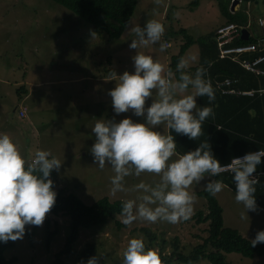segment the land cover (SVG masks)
Wrapping results in <instances>:
<instances>
[{
    "label": "rangeland",
    "instance_id": "obj_1",
    "mask_svg": "<svg viewBox=\"0 0 264 264\" xmlns=\"http://www.w3.org/2000/svg\"><path fill=\"white\" fill-rule=\"evenodd\" d=\"M232 2L229 0H160V3L156 4L153 0H147L144 5L140 0L137 9L142 11L141 27L147 20L155 19L163 24L164 30L182 27L187 29L188 33L200 36L206 30H212L213 27H208L214 23L226 22V17L221 14L220 8ZM166 3L169 8L165 17L172 15L169 21L162 16ZM234 9L240 12L237 14L240 19L244 17L249 19L247 31L251 36L255 35L257 18L264 19V6L236 0ZM171 21H174V24H171ZM129 33L125 31L122 37ZM128 37L133 38L132 34ZM118 40L119 42L109 41L106 34L95 33L91 25L52 0H0V80L9 82L4 87H0V128L4 131L6 127V122L3 121L5 117L2 118L5 113L2 112L10 108L11 104L15 106L16 94L20 95L17 92L19 84L16 85V83L23 79L28 70L35 69L30 79L41 84L30 89L32 93L26 101L29 117L34 120L35 125L33 128L22 130L18 124L12 123L14 128L9 127L4 133L18 145L25 160L31 158L37 149L47 150L51 156L61 160L59 170H53L55 190L71 193L85 204H91L102 196L108 197L111 201L130 199L135 196V193L131 191L112 194L109 182V177L113 175L111 167L107 164L102 169L97 167L89 151L95 139L90 128L97 119H101L98 117L90 120L92 111L98 104L96 101L100 100L99 94L103 93L105 105L102 119L118 121L124 116H129L136 121L143 120V117L133 116L130 110L119 115L113 113L110 97L106 94L117 82L115 76H112L114 73L133 70L131 56L135 54V50L128 47L130 42L123 45L121 38ZM96 41H98L97 44ZM93 44H96V47ZM94 49L102 50L104 54L109 53L112 56L114 66L109 76L107 92H100V85L95 80L87 82L91 87L81 89L78 87L77 93L72 84L53 82L58 75L69 77V72L66 71L73 69L76 62H79L77 72L86 71L90 74V78L93 77V74L98 71L90 68L93 58L91 52ZM176 50L177 48L172 46L167 52L174 54ZM136 51L152 55L153 59L164 67L161 59L164 50H159V44L138 46ZM103 66H107L104 61ZM61 69H65V72ZM23 87L26 89L29 86ZM105 99L109 101L108 104ZM151 99V97L145 99V106L151 103ZM156 130L169 134V129L164 125L157 126ZM209 179L205 177L199 185L190 187L189 191L194 193L195 201L193 213L188 220L176 224L139 221L126 226L120 222V215H114L102 225L80 229L79 237L74 245L75 250L81 249L87 242H93L97 247V256L101 257V264H119L127 240L130 237H142L146 247L154 249L158 254L162 238L166 241L162 254L171 252L175 245V238H177L178 248L184 253L189 252L207 235L205 231L207 224L195 223L192 216L197 210L206 211L205 199L199 197L198 192L205 191L203 184ZM141 180L152 183L158 180V176L151 173H142L139 177L129 176L125 177L124 184L130 189ZM214 196L223 209L224 226L236 229L250 237H254L256 231L264 230V215L258 213V209L246 210L249 219L247 216L241 219L242 206L234 201V193L228 189H222ZM45 219L57 222L58 227V232L53 237L48 250L44 247ZM44 220L41 225L36 226L32 247L23 236L13 241L12 248L5 251L7 258L16 257L14 264H51L54 253L63 247L69 219L64 216L56 217L47 212ZM117 222L122 224L121 227ZM27 226L31 228L33 225ZM140 228L150 229L156 234L152 242ZM224 259L235 264H264V255L248 258L231 252L224 253ZM64 262L73 264L72 255L66 256ZM195 264L210 263L201 259Z\"/></svg>",
    "mask_w": 264,
    "mask_h": 264
},
{
    "label": "clouds",
    "instance_id": "obj_2",
    "mask_svg": "<svg viewBox=\"0 0 264 264\" xmlns=\"http://www.w3.org/2000/svg\"><path fill=\"white\" fill-rule=\"evenodd\" d=\"M159 4L160 0H153ZM126 33L132 37L128 47L135 50L131 56L133 70L114 73L117 82L108 90L113 113L131 111L136 121L124 116L115 119H97L90 128L95 135L90 146L95 165L111 167L109 177L112 194L134 192V198L125 199L120 206V222L176 224L186 221L193 213L194 193L189 189L207 177H217L229 172L234 186V201L242 206L241 219L247 211H256L254 193L257 179L253 173L264 157V150L249 151L230 162L221 164L210 151L208 142H201L194 149L179 153L170 133L186 136L196 141L201 136V124L212 114V107L197 106L195 97H206L211 104L215 99L214 88L206 79V69L195 67L194 56L180 57L175 65L177 78L171 71L154 60L152 55L137 52L138 46L159 44L163 24L147 20L141 27L125 22ZM246 29V28H245ZM151 103L145 106V99ZM164 125L170 130L164 134L156 130ZM61 160L47 150L37 149L26 162L12 138L0 132V243L22 238L26 225L39 226L55 202L56 192L50 172L59 170ZM142 173L158 176L152 183L139 181L130 189L125 187V177H139ZM221 180L209 179L203 184L209 195L221 192ZM248 218V216H247ZM249 219V218H248ZM249 241L251 246L264 243V230L256 231ZM81 264H101V257L93 255ZM119 264H162L158 253L145 245L142 237H130L122 251Z\"/></svg>",
    "mask_w": 264,
    "mask_h": 264
},
{
    "label": "trees",
    "instance_id": "obj_3",
    "mask_svg": "<svg viewBox=\"0 0 264 264\" xmlns=\"http://www.w3.org/2000/svg\"><path fill=\"white\" fill-rule=\"evenodd\" d=\"M57 4L69 9L77 17L93 27L97 34H106L109 41H117L125 31V22L130 23L136 9L138 0H52ZM251 2L264 6V0H239ZM232 2V0H229ZM220 12L226 17L225 23H235L243 28L249 26V19H240L236 10H231L230 5L224 4ZM260 18V17H258ZM257 18V19H258ZM253 23V20H251ZM223 23V24H225ZM221 24V25H223ZM256 34L243 39L241 36L235 38L230 44H254L256 51L246 52L239 56L238 60H252L264 54V42L259 35L261 30L256 23ZM217 29V28H216ZM216 29H212L205 35L192 37L187 30L180 28L183 34V42L179 45L177 52L171 56L167 70L173 73L174 80L177 78L175 65L185 50L194 42L199 48V62L195 67L206 69V79L214 88L215 99L209 104L206 97H197L198 106L212 107V114L201 124V136L196 141L188 139L184 135L169 133L176 141V151L183 153L194 149L201 142H208L211 153L221 164H227L232 157L257 149H264V75L257 74L242 66L238 60L220 58L216 41ZM171 36V35H169ZM109 61V59H108ZM110 63V62H109ZM195 67L188 69L193 71ZM258 69L264 70V60L256 65ZM106 71V69H105ZM108 74L111 70H107ZM230 79L231 83L222 88L233 90V92L221 91L217 83L223 79ZM20 93V88L17 89ZM244 91H252L251 95L242 94ZM26 158V162L30 161ZM259 173V174H258ZM253 174H258L256 192L254 193L255 204L264 209V157ZM54 173L50 172V179L54 188ZM214 179L221 180L223 184L234 186L229 172L220 173ZM209 179V178H208ZM55 190V188H54ZM55 202L48 211L53 216H64L69 219L68 230L64 238L63 247L54 253L51 264H65L64 258L72 255L73 264H81L88 257L97 255V247L93 242H87L84 247L75 250V242L79 237L80 229L99 226L107 222L114 215H120V206L123 199L111 201L106 196L98 198L91 204H85L82 200L71 193L55 190ZM197 194V192H196ZM199 197L205 199L206 211L197 210L192 216L195 223H206V237L192 249L184 253L178 248L177 238L175 245L169 254L164 253L163 245L166 241L161 239L159 257L162 264H195L201 259L210 264H235L224 259V253L235 252L243 257L252 258L264 255V243L258 242L254 247L249 244V239L243 237L238 230L223 226L222 207L213 195L206 191H199ZM53 223V227L51 225ZM121 227V223L117 222ZM44 247L49 249L53 237L58 232L57 222L44 220ZM152 242L156 234L147 228H140ZM36 226L31 228L25 226L24 237L27 238L29 246L32 247ZM13 241L0 243V264H14L16 257L7 258L5 251L12 248Z\"/></svg>",
    "mask_w": 264,
    "mask_h": 264
},
{
    "label": "crops",
    "instance_id": "obj_4",
    "mask_svg": "<svg viewBox=\"0 0 264 264\" xmlns=\"http://www.w3.org/2000/svg\"><path fill=\"white\" fill-rule=\"evenodd\" d=\"M138 2H139V5H140V0H138ZM142 2H143L144 5H146L147 0H142ZM137 6H138V3H137ZM137 6H136V9H137ZM230 7H231V4H230ZM168 8L169 7H168L167 3L164 4L163 11H162V16L163 17H165V15L167 14ZM136 9H135V11L133 13V16H132V19H131V21L129 23L130 25H136V24L140 25L141 21H143L142 20V11H140L138 9L136 11ZM231 10H234V9L231 8ZM171 17H172V15L169 16V17L167 16L165 18H167V20L169 21V18H171ZM260 18H263V17H260ZM223 23H218V24L214 23L213 25H211L209 27L207 25L206 28L207 27L208 28H212L213 27L212 29L214 30V29L218 28ZM171 24H174V21H171ZM180 28H182V27H176V28L172 27L169 30H164V33L162 35V38H161L162 41L161 42H163V43L165 41L169 42V47H165L164 48V55L161 56V59L164 62L163 65H164L165 72L168 71L167 67H168V64L170 62L171 56L174 55L177 52L179 45L183 42V39H184L183 34L178 32L180 30ZM194 30H195V33H196V28H194ZM210 31L211 30H206V32L203 35L207 34ZM187 33H188V30H187ZM188 34L191 35L192 37L196 36L195 34L194 35H192L190 33H188ZM130 35H131V33L124 34V36L121 37L120 41H123L122 42L123 45H126L128 42H130V41H128V40L131 39L130 37H128ZM169 35H171V36H169ZM200 36H202V35H200ZM196 37H198V36H196ZM172 39L174 41H172ZM117 41L119 42V40H117ZM97 43H98V41H96V44ZM96 44H93L94 47H96ZM172 46H175L177 48V50H176V52L174 54H171L169 51L167 52V50L170 47H172ZM196 46H197V48H195ZM94 47H92V48H94ZM192 48H194V50H191ZM198 55H199V48H198L197 43L194 42L193 44H191L185 50V52L183 53L182 57L194 56L196 58V64L193 65V67H195V66L198 65V62H199ZM91 56H93V58H92V63L90 65V68L98 70L96 74H93V77L91 76V78H90V74L87 73L86 71L77 72V66H78L79 62H76L75 66L73 67V69H70V70L66 71V72H69V74H68L69 77L64 76V75H58L57 77L54 78L53 82H55L57 84H63V83L72 84V86H74L75 92L77 93L79 91L78 87H79V89L84 88V87L85 88L91 87V85H88L87 82L90 81V80H95L97 82V84L100 85L101 89L99 91L100 92H104V91L107 92V85H108V82H109V76L111 75L112 70H113L112 67L114 66V63L112 62V56L109 55V53L104 54V52H102V50H98V49H96V50L94 49V51L91 52ZM108 58H109L110 64H109ZM103 61L107 64L106 67L103 66ZM108 65H109V67H108ZM61 67H65V65H61ZM105 69H106V71H105ZM108 69L111 70L110 74H108V72H107ZM61 70H62V72H65V69H61ZM34 73H35V69L28 70L27 73H25V75L22 77L23 79H21L19 81V83H16V85L19 84V88L21 89L20 90V95L16 94L17 95L16 96L17 100L14 103V104H16L15 106H12V104H11L10 108H8L6 111L4 110L2 112V113L6 114V115L4 114L2 116L3 119L5 117V119L3 121L6 122V127H5L4 131L8 130L9 127L10 128H14V125H13L14 123L18 124L19 128H21L22 130H24L25 128L26 129L33 128V126L35 125L34 120L30 119V117H29L28 108H27V105H26V101L28 100V98H30V95L32 93V90H31V93H30V89H33V88H35V87H37V86H39L41 84V82L35 83L33 80L30 79L31 75L34 74ZM120 73H121L120 71L119 72L117 71L115 74L119 75ZM27 75L29 77H27ZM112 76H114V74ZM171 78L174 80L173 73H172ZM7 81L8 80L1 79L0 80V87H4L6 84H8L9 82H7ZM24 85H28L29 87H26V89H25L23 87ZM112 87H114V85ZM81 91H83V90H81ZM17 92H18V90H17ZM99 96H100L99 97L100 100L96 101L97 98L95 100L98 103L97 106L95 105V108L96 109L98 108V109L97 110L95 109L94 111H92V116L90 117V120H92L94 118H98V117H101V119H102L103 109H105V105L103 103V101H104L103 100V93L99 94ZM195 100H196V104L198 106L197 97H195ZM108 102L106 100V104H108ZM21 110L24 111V116H20L19 115V112ZM94 113H96V115H94ZM4 131H3V128H0V132H4ZM37 141H38V139H37ZM223 185H224L223 189H225V190L228 189V191L234 193V190L231 187H229V186H227L225 184H223ZM217 201H218V199H217ZM256 206H257V209H258V213H262L264 215V209L259 207L258 205H256ZM222 218H223V209H222ZM223 226H224V218H223ZM224 227H227V226H224ZM263 229H264V227H263ZM239 233L242 236H244L245 238H247V239H252L253 238V237L248 236L245 233H241L240 231H239Z\"/></svg>",
    "mask_w": 264,
    "mask_h": 264
},
{
    "label": "built area",
    "instance_id": "obj_5",
    "mask_svg": "<svg viewBox=\"0 0 264 264\" xmlns=\"http://www.w3.org/2000/svg\"><path fill=\"white\" fill-rule=\"evenodd\" d=\"M257 24H258V28L261 30V34L259 35L260 36L259 39L261 42H264V19L263 18L257 19ZM242 29H243V27H241L235 23H231V22L220 25L216 29L215 38L217 41V48H218L220 58L226 57V58H230L231 60L237 61L241 54L257 50V47L252 43L251 44H239V45H231L230 44L235 38L242 35ZM164 43L166 44V47H169L168 41H165ZM263 60H264V54L252 59L251 61L244 59V60H238V62L242 66H244L246 69L251 70V71H255L257 74L264 75V70L258 69L256 67V65L259 64L260 62H262ZM230 83H231V80L226 78V79H223L222 81L218 82L217 85H218V87L221 88V91L223 93L233 92V90L222 88V86H227ZM260 92L264 93V89H261ZM241 93L251 95L252 91H244ZM19 115L24 116V111L21 110L19 112ZM261 150H264V149H261ZM254 151H256V150H254ZM243 154H245V153H243ZM243 154H239L235 157L242 156ZM258 174H253V176L257 177ZM205 177L210 178L207 176H205Z\"/></svg>",
    "mask_w": 264,
    "mask_h": 264
},
{
    "label": "water",
    "instance_id": "obj_6",
    "mask_svg": "<svg viewBox=\"0 0 264 264\" xmlns=\"http://www.w3.org/2000/svg\"><path fill=\"white\" fill-rule=\"evenodd\" d=\"M235 4H236V0H233V2H232V4H231V8H232V9H234V5H235ZM247 36H248V32H247V30H246L245 28H243V29H242V35H241V37H242L243 39H246Z\"/></svg>",
    "mask_w": 264,
    "mask_h": 264
}]
</instances>
